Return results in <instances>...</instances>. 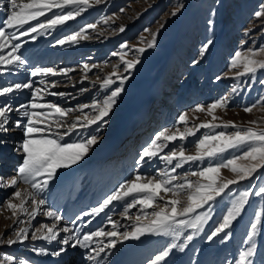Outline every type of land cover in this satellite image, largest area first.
<instances>
[{
    "label": "rangeland",
    "instance_id": "obj_1",
    "mask_svg": "<svg viewBox=\"0 0 264 264\" xmlns=\"http://www.w3.org/2000/svg\"><path fill=\"white\" fill-rule=\"evenodd\" d=\"M4 2L7 3V0H4ZM179 4L184 5L183 9L178 15L172 16V11ZM261 4H264V0H105L104 3L90 8L80 17L69 21L64 26H59L47 34L38 35L34 40L33 49L23 48L21 50L28 60V64L18 70L13 69L0 74V86L32 80L37 87H41L37 83L40 77H31L30 70L32 67L44 66L35 62L37 57L49 50V46L46 47L44 44L46 45L47 42L53 39L52 44L57 45L56 41L63 36L86 27L90 23L99 21L96 30H87L90 39L81 40L78 44H65V52L62 53L61 59L44 66L56 68L60 64L63 65L68 62L63 68L75 69V71L69 73L71 79L62 75L61 80H56L59 81L60 87H64V90L60 91L70 95L60 98L48 96L45 93L44 100L41 102L54 101L62 107L74 109L80 105H90L95 99H103L119 84V81H117L110 89L103 90L100 88L99 83L93 85L91 82L95 80L97 74L103 77L113 71V65H120L119 71L123 75L129 76L124 84L123 93L117 99L110 116L106 118L107 124H104L95 132L97 126L93 125L92 128L75 132L72 136L65 138L68 142H72V140L85 138L89 133H92L98 135V143L101 146H97V143L79 164L69 169L58 170L57 179L49 184V189L45 193L49 203L54 204V210L60 211L62 215L70 206L67 199L68 201L70 199L75 200H73L76 205L74 207L79 210L69 221L68 228L71 229L72 236L77 235V229H80L79 235L81 237L85 233L95 231L101 227L105 228L106 231L112 230L111 224L108 222L109 216L112 220L119 221L121 231H129L131 228L133 221L129 219L125 221L126 217L122 215L125 207L124 201L114 202L110 210H106V213H101L97 217L84 216L83 211H80L82 209H80L81 202H77L79 198H82L85 205H87L92 200L91 191L88 190L90 185L88 181L95 165L96 157L93 158V155L96 152L98 154V151L103 148L105 144L103 139L106 136V132L102 133L100 131L108 130V139L114 136L118 127L124 121H127L130 112H132L131 109L134 110L136 101L140 98L142 92L152 91L151 93H153L157 90L161 92V98L156 96L153 99L154 115H159L160 122L163 121L164 124L159 128L158 133L165 128L174 129L175 126L183 131L185 125L179 122L178 117L185 112L188 113V127L210 121L212 119L210 115L206 112H196L194 109L200 104L210 105L224 96H230V103L227 110H216L215 115L220 118L215 121L216 123L234 121L237 125L247 127L249 121L264 116V113L259 111V102L264 100V70L258 71L254 76L246 75L237 79L234 76L236 70L230 68V61L236 51L264 47V18L258 20L254 16ZM213 9L216 12L215 16H211ZM48 15H51V13ZM102 17H112V20L108 24H104ZM43 19L41 18V20ZM209 19L215 21L211 30H209L208 25ZM32 23L35 24L36 22L33 21ZM162 24L164 25L163 28H161ZM120 26H124L125 31L120 32L118 30ZM250 28L252 31L245 35L246 30ZM146 29L151 31H146ZM157 30H159V35L157 36L156 47L147 48V42L151 40V33H155ZM101 32L103 35H100ZM208 39H212L213 43L208 51L201 56V49ZM124 44H127V48L122 49L121 45ZM85 45L89 47L84 48ZM80 47H83L80 49L81 53L72 52L75 49L79 50ZM139 47H145L146 51L142 54L136 52L135 49ZM114 52H126L125 59L128 60H135L139 57L140 63L136 65L134 70L124 73L123 63L120 61L119 56L112 55ZM193 61L199 62L193 63ZM105 62H107L106 65ZM85 63L90 65L99 64L102 66L103 71L93 69L92 72L88 73L89 79L83 80V83H81L80 81L84 75L82 66ZM143 80L147 81L148 84H144L145 81ZM234 87L237 88L236 93L232 92ZM81 89H87V91ZM30 99L29 90L16 91L6 97H0V106H3L4 101L7 100L13 108H18L21 103H29ZM254 103L258 105V108L251 114L243 111L245 106H251ZM84 111L90 112L91 109H85ZM78 115H81V113L75 111L66 119L74 120ZM16 119L26 120V118L13 111L8 125L12 130L7 133H0V140L4 141V143H0V176L5 178L16 175L23 158L22 154L17 151L23 139V131L22 126L21 128H15L13 122ZM221 130L229 133L234 131L232 128L200 129L196 132V135L187 137L183 142L177 140L169 143L168 148H165L164 153H161V155L166 154L174 146H180L181 143L188 150V154H194V144L199 138ZM153 139H149L145 145L148 146ZM94 148H97V150H93ZM240 152L239 149H231L218 159L230 158L239 155ZM139 158L140 155L135 157L131 174L129 173L124 177L122 176V169L119 170L115 178L117 182H115L112 192L121 183L133 179L137 173L156 175L158 171L170 167L159 159L138 164ZM212 162L216 161L206 159L203 162L186 164L184 167L177 169V174L182 176L190 171H197ZM12 166L16 168L10 169ZM222 175L227 178H234V174L228 169H222ZM190 178L197 179L196 177ZM261 186H264V169L258 171L250 179L231 185L230 190L223 197L218 198V202L214 206L212 220L205 226L204 232L198 234L189 242L188 247L183 252L174 249L168 258V264H233L238 253L248 246L246 237L250 231V224L254 222L255 214L264 208V197L253 196L250 198L243 214L234 223L231 230V239L227 242H222L220 239L209 242L206 236L216 226L220 217L225 214L227 207L230 206L231 201L236 196L245 190H258ZM19 187L21 190H30L29 186L24 183H20ZM13 191L10 187L0 189V203L6 201ZM112 192L108 190L101 197L102 199L95 203L96 205L94 204V206L87 209L91 211L90 209L97 206ZM167 198L166 196L165 199ZM14 202L19 203V201ZM148 211H151V209ZM138 213H140L139 206L129 211V215L133 217ZM77 216H81V219H77ZM20 218L28 219L22 214H20ZM89 220H91V223H88ZM42 223L51 224L52 221L46 216L38 215L32 220L31 228L34 229ZM18 226L27 225H18L16 217L12 216L11 211L6 207L0 209V239L14 238L13 230ZM87 228H91V230L86 232ZM191 231V229H185L184 235L191 234ZM31 234L30 231V237ZM171 239V237L147 235L141 237L140 240H128L118 243L115 249L110 250V254L104 256L101 264H148L167 243L171 242ZM181 242H183V237ZM255 243L257 245L255 262L256 264H264V222H262ZM49 245L45 241H32L31 239L22 244L13 245L0 242V264H38V262L56 264L53 260L54 256L37 255L33 251L34 248L39 247H45L51 251L59 250L61 246L65 247L60 244L59 247L53 245L52 248H49ZM66 248L68 249L64 253L67 258L59 260L58 264H94V262L86 259V252L81 248L79 249L82 253H78L79 261L72 260V255L77 251V248H72L71 242ZM8 256L13 259L11 261L5 260L4 258Z\"/></svg>",
    "mask_w": 264,
    "mask_h": 264
},
{
    "label": "snow or ice",
    "instance_id": "obj_2",
    "mask_svg": "<svg viewBox=\"0 0 264 264\" xmlns=\"http://www.w3.org/2000/svg\"><path fill=\"white\" fill-rule=\"evenodd\" d=\"M105 0H7L8 7L5 9V18L0 21V74L19 69L28 64V60L22 54L23 44L18 42L21 38L27 37L36 40L38 35L47 34L59 26H64L69 21L75 20L90 8L104 3ZM4 0H0V7H3ZM184 5L179 4L171 13L176 16L183 9ZM56 10V11H54ZM123 11V9H121ZM51 13V15H48ZM215 9L211 16H215ZM256 19L264 18V4L254 13ZM41 18H44L41 20ZM102 22L108 24L112 17H102ZM36 23L33 24L32 22ZM97 23H90L71 34L63 36L57 40L58 45L78 44L81 40H88L91 37L87 34L88 29L96 30ZM215 21L209 19V30ZM164 25H161L163 28ZM125 31L124 26L118 29ZM146 31H151L146 29ZM252 29H247L248 35ZM100 35H103L101 32ZM159 30L151 33V40L147 42V48H155ZM146 39V38H142ZM27 43V40H25ZM212 39H208L201 49L203 56L212 45ZM246 43V41H245ZM127 48V44L121 45ZM138 53H144L145 47L135 49ZM119 56L123 63V72L128 73L134 70L140 63L139 57L135 60L125 59L126 52L112 53ZM199 61H193L198 63ZM107 62H105V65ZM113 71L101 77L96 75L93 85L99 83L103 90H108L119 81L118 86L110 91L103 99H95L90 105L84 104L78 108H65L54 101L41 102L45 93L48 96L65 98L69 93L62 91H52L57 88L59 81L47 82L48 77L63 75L69 77V73L75 71L72 68L57 69L54 67H32L30 76L40 77L37 87L32 80L24 83L7 84L0 86V97H6L16 91L29 90L30 102L21 103L18 108H13L12 104L5 100L0 106V133L11 131L8 127L11 120V113L17 112L25 119H16L13 123L15 128H21L23 139L17 151L22 154V163L17 169L15 176L5 178L0 176V189L12 188L14 191L6 201L0 203V209L6 207L16 217L18 226L14 231V238L0 242L13 245L32 241L42 240L48 244L59 241L63 246L79 247L86 252V259L101 264L104 256L110 254V250L115 249L118 243L128 240H140L147 235L171 237V242L167 243L148 264H168V258L174 249L183 252L189 242L198 234L204 232L205 226L212 220L214 206L218 198L223 197L230 186L241 181L252 178L258 171L264 169V116L257 120L248 122L249 126L237 125L234 121L216 123L219 117L215 115L216 110H227L230 103V96H224L210 105H198L194 111L206 112L212 117L210 121L188 127V113L185 112L178 117L180 123L185 125L182 131L178 126L174 129L165 128L159 132L150 144L143 148L138 164L148 163L157 159L170 166L162 169L156 175H143L137 173L133 179L121 183L111 194L107 195L90 212L83 213L84 216L97 217L101 213H106L114 202H125L122 215L133 221L129 231H121L119 222L108 217L112 230L106 231L101 227L95 231L79 235L65 236L60 239V233L71 231L68 227H60L59 222L64 219L58 210H54V204H50L45 193L49 189V184L57 179L58 170L69 169L79 164L89 154L90 150L99 142L96 134L89 133L85 138L75 139L68 142L66 137L72 136L75 132H82L85 129L97 126L98 130L107 124L106 118L110 116L117 99L124 91V84L129 76L123 75L120 65H113ZM230 68L236 70L235 78L242 76H254L258 71L264 70V47L249 48L246 51L238 50L234 53ZM93 69L103 71L99 64H83L84 75L82 80H88V73ZM71 79V77H69ZM87 91V89H81ZM233 93L237 88L232 89ZM258 108L257 104L245 106L243 111L251 114ZM85 109H91L85 112ZM79 111L81 115L74 120L66 118L73 112ZM259 111L264 113V100L259 102ZM232 128L234 131H219L214 134L204 135L194 144V154H188V150L181 143L178 147H172L166 154L165 148L169 143L177 140L183 142L189 136L196 135L200 129ZM0 143L4 141L0 140ZM231 149L241 150L239 155L226 159L224 153ZM216 161L209 163L197 171H190L184 175L177 174V169L189 163H199L205 160ZM244 162V163H240ZM222 169H228L234 174V178H227L222 175ZM196 177L197 179H191ZM20 183L27 184L30 190H21ZM168 197L165 199V197ZM264 197V186L255 191L245 190L236 196L227 207L214 228L208 232L206 239L209 242L220 239L227 242L231 239L234 223L241 217L245 207L249 204L250 198ZM130 198V199H129ZM14 201H19L15 203ZM45 206H47L45 208ZM139 206L140 213L134 217L129 215V211ZM151 209V211H148ZM20 214L28 219L20 218ZM38 215L48 217L52 223H42L34 229L31 222ZM264 208L260 209L254 216V222L250 224V231L246 237L248 246L242 249L233 264H256L255 256L257 245L255 239L260 233L262 222H264ZM77 219H81L77 216ZM91 223V220L88 221ZM185 229H191V234L184 235ZM31 231V237L29 233ZM183 237V242L181 238ZM95 245V246H94ZM37 255L60 257L67 251L66 247L51 251L45 247L34 248ZM103 254V255H102ZM11 261L13 258H4Z\"/></svg>",
    "mask_w": 264,
    "mask_h": 264
},
{
    "label": "bare ground",
    "instance_id": "obj_3",
    "mask_svg": "<svg viewBox=\"0 0 264 264\" xmlns=\"http://www.w3.org/2000/svg\"><path fill=\"white\" fill-rule=\"evenodd\" d=\"M7 7H8V5L6 2H4L3 7H0V21H2L5 18V9ZM25 40H27V43H25ZM52 40L50 42H47L46 45L44 44V46H46V47L49 46L48 47L49 50H47V53H45L43 55L41 54L39 57L36 58L35 62H37V64L48 66L49 64L55 63V61H59V59H61L62 53L65 52V50H64L65 45L61 46V45H58L57 43H56L57 45H53ZM18 42L22 43L24 45L23 48H26L27 50L33 49V47L35 45L34 41L31 40L30 38H27V37L21 38V40ZM44 46H43V48H44ZM87 46L88 45H85L83 47L85 48ZM83 47H80L79 50L75 49L72 52L73 53H81L80 49H82ZM23 48L21 50H23ZM66 58H68V56H66ZM67 63L68 62L64 63L63 65L60 64L56 68L57 69L63 68V66L66 65ZM44 66H42V67H44ZM60 78H63V76L58 75L56 77H48L47 82L50 83L52 81L61 80ZM143 81H145V80H143ZM149 81H151V80H149ZM37 83L39 84V81H37ZM143 83L144 84L146 83V85L148 84L147 81H145ZM73 84H75V83H73ZM60 90H64V87H60L58 85L57 88L52 89V91H60ZM151 92H149V91L142 92L140 98L136 101V105L134 106V110L131 109L132 112H130L131 114L129 115L127 121H124L120 125V127H118V129L114 133V136H112L110 139H108V135H109L107 133L108 130L107 131H105V130L100 131L102 133L106 132V136L103 139V142L105 143V144L103 143L104 144L103 148L98 151V154H97V152L95 153V155L97 154V156L92 154L94 156L93 158L96 157L93 172L90 175V180L88 181L90 184L88 190L91 191V194H92L91 199L92 200L87 205H85V202L83 201L82 198H79L78 202H77V203L81 202L80 209L81 208L82 209L80 211H83V213L90 212L89 209H87V208L94 206V204L98 200L102 199L101 197L108 190L112 192V189L115 186V182H117L115 178H116V176H117L116 174H118L119 170L121 171V169H122V171H123L122 176L126 177L127 175H129L131 170H133L132 165L135 161V157L141 155L143 148L146 147L145 143L149 139L155 138V136L158 134L159 128L164 126L163 121H162V123L160 122V118L158 117L159 115L158 116L154 115L155 110H153V108H154L153 99L156 98V96L161 98V92L159 90H157L156 92H153V93H151ZM137 144H139L138 148H137ZM97 146L100 147L101 145L98 143ZM97 148H94L93 150H97ZM106 162H108V164H106ZM7 163H8V161H7ZM14 168H16V167H14V166L10 167V169H14ZM70 196H72V195H70ZM73 200L74 199H70L68 201V199H67V202L70 204V206H68L69 208L63 213L64 219L59 222V226L62 225V227L63 226L68 227L70 224L69 221H70L71 217L74 214H76V211L79 210L77 207H74L75 202H73ZM45 208H46V206H45ZM124 220L128 221V219H126V218ZM121 221H120V223H121ZM90 230H91V228H87L86 232L90 231ZM66 235L72 236V231H70L69 233L61 232L60 233V237H61L60 239L64 238ZM53 245L59 247L60 243H59V241H56V242L50 244L49 248H52ZM76 248H77L76 249L77 251L75 253H73L72 260L77 262V261H79V258H80L78 253H82V252L79 249V247H76ZM66 258H67L66 254L62 253V255L60 257H58V258L54 257L53 260L56 264H58L60 262L59 260H61V259L64 260ZM38 264H45V263L44 262H38Z\"/></svg>",
    "mask_w": 264,
    "mask_h": 264
}]
</instances>
